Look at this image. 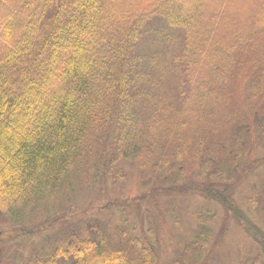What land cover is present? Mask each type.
<instances>
[{
	"label": "trees",
	"instance_id": "16d2710c",
	"mask_svg": "<svg viewBox=\"0 0 264 264\" xmlns=\"http://www.w3.org/2000/svg\"><path fill=\"white\" fill-rule=\"evenodd\" d=\"M155 16L184 31L182 83L173 119L148 123L157 150L137 180L197 191L223 213L214 229L198 212L167 251L154 200L140 223L125 213L140 210L135 196L78 203L108 178L131 50ZM259 148L264 0H0V239L17 240L3 264H213L231 225L258 249L238 264H264V176L236 198L264 164ZM196 171L206 180L187 183ZM100 210L120 223L108 230Z\"/></svg>",
	"mask_w": 264,
	"mask_h": 264
},
{
	"label": "rangeland",
	"instance_id": "374dc122",
	"mask_svg": "<svg viewBox=\"0 0 264 264\" xmlns=\"http://www.w3.org/2000/svg\"><path fill=\"white\" fill-rule=\"evenodd\" d=\"M183 46L184 31L178 27H171L162 17L155 16L143 25L129 57V72L124 96L125 107L121 110L122 115L112 136L110 157L113 163L108 178L100 188L93 192L90 191L86 197L78 201V203L88 200L122 201L129 196H135L140 198V210L126 207L125 213L135 211L131 221L140 223L144 214L139 212H145L149 203L154 200L155 204H158L159 217L162 219L159 226L160 236L165 244L170 242L163 246L165 251L168 247L174 248L181 237H185L186 234L189 237L194 234L198 212L214 214L210 224L214 229L220 227L223 221L221 208L200 196L199 192L168 194L166 189L170 186V182L159 180L142 184L136 176V166L139 160L149 155L153 156L157 150L149 138V121L156 117L172 120L179 106L180 99H177L176 89H179L178 86L182 83V74L178 72L180 71L178 56ZM257 157L259 160H264L263 148L258 149ZM261 166L242 182L238 192L242 187L243 190L241 189L236 197L239 202H241L240 194L252 190L251 187L263 178L264 164ZM205 180L206 178L196 171L187 183ZM119 210L114 212L100 210L97 214L108 230H111L113 224L120 223ZM154 210L156 212V209ZM83 217L88 218L89 216L86 214ZM2 228L5 227L0 215V230ZM43 234L40 233L39 236ZM32 238L35 240L37 236H32ZM14 240L17 241L16 238L2 240L3 242L0 239V248L4 244L11 245ZM27 243L24 245L27 246ZM257 251L256 246L241 231L231 225L212 263L238 264L256 254ZM4 261L2 251L0 264Z\"/></svg>",
	"mask_w": 264,
	"mask_h": 264
}]
</instances>
